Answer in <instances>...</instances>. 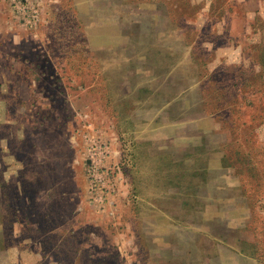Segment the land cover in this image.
I'll use <instances>...</instances> for the list:
<instances>
[{"label": "rangeland", "instance_id": "obj_1", "mask_svg": "<svg viewBox=\"0 0 264 264\" xmlns=\"http://www.w3.org/2000/svg\"><path fill=\"white\" fill-rule=\"evenodd\" d=\"M0 264H264V0H0Z\"/></svg>", "mask_w": 264, "mask_h": 264}, {"label": "trees", "instance_id": "obj_2", "mask_svg": "<svg viewBox=\"0 0 264 264\" xmlns=\"http://www.w3.org/2000/svg\"><path fill=\"white\" fill-rule=\"evenodd\" d=\"M133 157H134V154H133V152L132 151H129V152H127L126 153V155L123 157V159H122V161H121V166H122V169L126 166V165H129L130 166V163H131V161L133 160ZM161 159H163V161H165V162H169L170 161V159H169V157L168 156H164V157H161ZM123 171H124V169H123ZM124 172H126V171H124ZM127 173V172H126ZM185 188H189V186L187 185V186H185V187H183L182 189H185ZM190 194H188V196H189ZM191 197V196H190ZM258 250V248H256V251ZM243 251H244V249H243ZM248 253V252H247ZM250 255H252L253 256V253L252 252H250L249 253ZM259 259H260V257H259Z\"/></svg>", "mask_w": 264, "mask_h": 264}, {"label": "built area", "instance_id": "obj_3", "mask_svg": "<svg viewBox=\"0 0 264 264\" xmlns=\"http://www.w3.org/2000/svg\"><path fill=\"white\" fill-rule=\"evenodd\" d=\"M31 17L33 18V19H35L37 16H36V14H35V11H33V13H31ZM95 148V147H94ZM93 155V154H92ZM95 163V162H94ZM95 165H93V166H91V168H90V170H92V171H95V168L96 167H94Z\"/></svg>", "mask_w": 264, "mask_h": 264}, {"label": "crops", "instance_id": "obj_4", "mask_svg": "<svg viewBox=\"0 0 264 264\" xmlns=\"http://www.w3.org/2000/svg\"><path fill=\"white\" fill-rule=\"evenodd\" d=\"M16 73H17V72H16ZM17 74H19V75H20V77L22 76V75H21V72H18ZM35 85H36V84H35Z\"/></svg>", "mask_w": 264, "mask_h": 264}]
</instances>
